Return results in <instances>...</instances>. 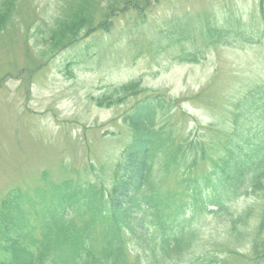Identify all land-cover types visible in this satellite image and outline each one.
<instances>
[{"label": "rangeland", "instance_id": "rangeland-1", "mask_svg": "<svg viewBox=\"0 0 264 264\" xmlns=\"http://www.w3.org/2000/svg\"><path fill=\"white\" fill-rule=\"evenodd\" d=\"M126 1L16 0L0 29V204L18 192L29 220L48 186L62 196L88 182L107 192L131 139L124 117L139 100L160 98L155 126L182 149L197 140L206 157L217 154L235 126L233 139L243 151L264 146V0H130L136 5L125 7ZM79 10L91 27L49 52L55 19ZM205 24L229 28L227 39L208 45L200 36ZM192 54L196 60H186ZM130 81L138 82L134 90L116 91ZM149 162L153 174L157 154ZM196 165L193 174L209 168L205 160ZM175 169L157 185L182 192L177 173L184 169ZM146 218L143 239L154 223ZM33 223L41 233L39 220ZM192 225L200 232L197 255L218 257L214 264H252L254 246L264 239V187L222 211L195 214ZM128 250L126 264H154L150 253L130 243ZM11 259L28 261L19 251Z\"/></svg>", "mask_w": 264, "mask_h": 264}, {"label": "trees", "instance_id": "trees-1", "mask_svg": "<svg viewBox=\"0 0 264 264\" xmlns=\"http://www.w3.org/2000/svg\"><path fill=\"white\" fill-rule=\"evenodd\" d=\"M130 2L136 5L127 0L125 7L131 5ZM15 3L16 0H0V29L8 22L6 16L14 12ZM108 10L113 12L115 8L110 6ZM61 18L55 19V28L46 39L50 42L48 51L51 53L65 48L91 27L80 10L68 18ZM229 31L227 27L205 24L200 36L211 45L215 43L209 40L225 41ZM195 56L192 54L193 58L186 60H196ZM136 84L137 81H130L116 91L134 90ZM158 108H162L158 96L146 98L137 101L124 117L131 130V139L120 153L107 192L98 191L95 183L89 182L79 192L66 191V196L58 194L55 186L38 190L40 209L37 211L45 210L47 214L41 216L38 212L32 220H39L42 234L32 231L35 223L29 220L24 197L18 192L13 194L14 201L1 202L0 250L10 255L1 253L0 264H16L11 256L18 251L28 258L26 264H34L36 259L40 264H126L128 243L139 251L150 253L154 264H186L184 259L188 255H192L197 264H214L215 257L199 259L197 255L200 232L192 225V219L202 211L208 214L222 211L233 198L264 187V146L257 144L243 151L233 139L238 129L235 126L225 134V140L220 142L222 146L215 150L217 154L206 157L205 149L197 140L182 149V144H174L168 135H163L162 128H156L154 116ZM155 154L158 163L152 174L149 158ZM198 159L207 161L209 168L193 174ZM177 165L185 170L177 173L178 183L184 187L182 192L158 186L165 174L176 171ZM190 170L193 177L185 174ZM187 183L191 187L187 188ZM63 185L68 188V182L64 181ZM203 189L208 192L203 194ZM209 200L215 209L209 208L206 203ZM66 209L73 212L68 218ZM185 213L190 217L185 218ZM146 217L153 218L154 223L152 228L145 229L148 235L143 239L140 230ZM25 224H28L27 230H24ZM254 248L253 255L257 257L253 264H264V239ZM135 261L140 262L138 255ZM191 262L188 264H196Z\"/></svg>", "mask_w": 264, "mask_h": 264}]
</instances>
